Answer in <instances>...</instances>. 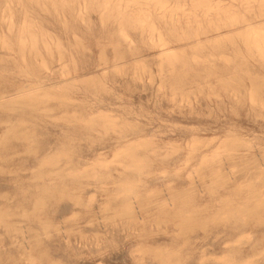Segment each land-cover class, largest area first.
<instances>
[{
    "label": "rangeland",
    "instance_id": "obj_1",
    "mask_svg": "<svg viewBox=\"0 0 264 264\" xmlns=\"http://www.w3.org/2000/svg\"><path fill=\"white\" fill-rule=\"evenodd\" d=\"M263 2L0 0V264H264Z\"/></svg>",
    "mask_w": 264,
    "mask_h": 264
},
{
    "label": "bare ground",
    "instance_id": "obj_2",
    "mask_svg": "<svg viewBox=\"0 0 264 264\" xmlns=\"http://www.w3.org/2000/svg\"><path fill=\"white\" fill-rule=\"evenodd\" d=\"M264 3V2H263ZM107 6V5H106ZM161 6H162V8L164 9V10H167L168 9V6H167V4H165V3H161ZM186 8V7H185ZM128 9V8H127ZM190 10H192V9H190ZM130 12H131V14L132 15H136L137 13H144V9L143 8H141V9H139V10H137V9H135V8H132L131 7V10H130ZM138 16V19H139V21L141 20V21H145V16L143 15V16H140V15H137ZM24 19V18H23ZM122 19V18H121ZM210 23V22H209ZM208 23V24H209ZM144 24V23H143ZM8 30H9V28H8ZM200 30V29H199ZM33 36V38H31V43L32 44H36L37 43V41H36V37H35V35H32ZM49 37V36H48ZM196 37H197V35H196ZM2 39H4V37L2 38ZM30 39V38H29ZM28 38H24L23 39V42H27L28 40H29ZM161 40V39H160ZM3 41V40H2ZM132 41V40H131ZM4 42V41H3ZM42 42H44V44L46 45V46H49L50 45V41L47 39V38H45ZM166 42V41H165ZM201 43V42H200ZM8 44V43H7ZM167 52V51H166ZM227 59V58H226ZM24 61V60H23ZM46 63V62H45ZM262 105V104H261ZM106 115V114H105ZM195 144V143H194ZM217 150V149H216ZM217 154V153H216ZM187 161V160H186ZM217 169H218V167H217ZM217 169H215V170H213L214 172H217L218 174L220 173L219 171V169L217 170ZM212 170V169H211ZM224 172V171H223ZM231 172V171H230ZM216 173V174H217ZM190 174V173H189ZM220 176V175H219ZM189 177V176H188ZM203 177V176H202ZM230 177H232V176H230ZM229 177V178H230ZM193 184V183H192ZM263 197V196H262ZM258 200H259V198H257ZM260 200H261V202H263L262 200H263V198L261 199L260 198ZM259 200V201H260ZM165 202V201H164ZM263 204V203H262ZM160 205H162L163 206V202H161L160 203ZM133 206V205H132ZM132 206H130V207H132ZM170 206V205H169ZM164 207H166V206H164ZM139 219V218H138ZM135 221V220H134ZM190 223V222H189ZM188 224V223H187ZM188 228H189V226H188ZM190 229V228H189ZM227 262V261H226ZM230 263V262H229Z\"/></svg>",
    "mask_w": 264,
    "mask_h": 264
}]
</instances>
